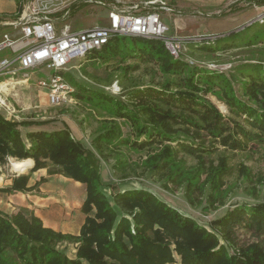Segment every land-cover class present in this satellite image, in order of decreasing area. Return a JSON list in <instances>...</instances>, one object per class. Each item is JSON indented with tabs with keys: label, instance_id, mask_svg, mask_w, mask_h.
Returning <instances> with one entry per match:
<instances>
[{
	"label": "trees",
	"instance_id": "16d2710c",
	"mask_svg": "<svg viewBox=\"0 0 264 264\" xmlns=\"http://www.w3.org/2000/svg\"><path fill=\"white\" fill-rule=\"evenodd\" d=\"M23 1L16 0L18 9ZM125 37L114 36L100 49L87 53L90 63L80 66L81 74L98 83H109L110 78L102 81L90 69L107 72L113 68L127 75L140 63H153L161 74L176 76L177 80L161 86L134 85L124 90L123 100L103 90L90 92L111 103L118 118L135 125L137 137L130 142L132 147L147 150L154 144L161 146L146 159L150 161L149 171L181 167L184 160L179 153L183 152L196 159L187 188L197 182L195 175L201 173L206 175L204 182L209 184L210 192L223 186L224 177L231 171L228 157L220 155L216 164H205L204 153L212 151V142L216 141L206 144V138L218 137L223 146L232 150L246 149L248 141L264 142V67L247 64L236 69L235 80L247 97L243 100L224 74L189 64L183 54L173 58L158 39L129 36L133 39L129 45L123 41ZM185 43L193 47L206 45L211 51L227 48L209 41L201 44V40ZM127 59L131 63L124 64ZM70 74L63 72L73 87L88 89ZM207 94L216 95L231 113L244 116L248 127L226 118ZM73 95L75 99L83 98L75 87ZM232 121L234 134L223 135L230 130L228 122ZM45 124L10 119L0 111V175L7 157L31 158V171L46 168L49 175L61 174L80 182L85 188L80 207L84 222L76 234L62 233L45 226L26 207L10 213L0 210V264H264V200L237 204L211 220L209 227L204 226L146 187L114 190L115 184L103 181L99 156H104L106 150L114 153L115 140L122 134L119 124L96 134L90 147L75 138L67 124L56 130L44 129ZM117 164L113 167L121 172L118 180L126 181L127 167ZM239 173L244 178L248 176L244 165H240ZM178 175L177 171L166 174L164 189ZM27 179L28 175L18 176L0 192L28 190ZM105 188L113 189L111 198ZM241 228L251 233L253 241L239 239L237 232ZM70 243L75 246L74 256L64 249Z\"/></svg>",
	"mask_w": 264,
	"mask_h": 264
},
{
	"label": "rangeland",
	"instance_id": "374dc122",
	"mask_svg": "<svg viewBox=\"0 0 264 264\" xmlns=\"http://www.w3.org/2000/svg\"><path fill=\"white\" fill-rule=\"evenodd\" d=\"M68 1L72 2L69 7V17L61 21L59 25H68L72 30L108 25V7L89 4L84 0H63L66 3ZM124 1L129 4L141 3L145 0ZM166 1L169 2L173 10L171 12H161V19L168 27V35L182 40L185 39V42L200 38L201 44L209 41L211 44L216 43L227 46V48H221V50L211 51L205 47L206 45L204 47H193L184 43L180 56L183 54V59L187 60L189 64L200 65L201 68L206 67L209 70L224 74L231 80L235 94L239 98L247 100V97L242 94L240 83L235 80L236 77L234 76L238 75L236 69L243 65L260 64L264 67V0ZM3 34H8L11 39H16L22 33L20 27H0V42ZM215 39L218 42H213ZM123 41L129 45L133 43V39L129 36L125 37ZM227 43H233L235 46ZM5 55L6 53L0 54V58ZM89 61L90 58L87 57L74 58L64 66L63 71L70 72V77L87 86L88 89L85 90H80L77 85L74 86L75 92H82V99L72 98L71 101L60 106L49 105L44 89L39 87L36 82L42 78L49 79L52 70L46 68V66L36 67L30 74L28 83H5V85H2L0 95L6 99L5 108H9V113L7 114L5 111L3 112L4 115L18 121H44L46 122L44 129L49 130L60 129L64 127V124H67L72 135L81 140L87 147L92 146V139L96 134L111 128L112 124H119L122 134L115 140L117 148L113 146L114 153L108 154L109 151L106 150L104 156H99L103 181H111L115 184L114 190L146 187L169 205L186 215L194 217L207 227H209L208 223L211 220L237 204L264 200V142L248 141L246 149L232 150L223 146L218 141V137L213 140L211 137H207L208 143L206 144L216 141L212 142L214 149L204 153L205 164L210 161L216 164L218 157L225 155L228 157V166L231 167L230 174L223 179L224 185L211 192L209 184L204 182L205 173L195 175V178L198 177L197 182L189 188L186 187L188 178L194 174V168L192 167L195 166L196 159L183 152L179 153V157L184 160L181 167L168 169L167 166L159 171H149L147 165L150 161L147 162L146 159L154 152L159 151L161 146L154 144L147 150H138L132 147L130 142L137 137L135 125L118 118L114 114V107L111 103L94 97L90 91L103 90L105 93L123 100L124 90L134 85L152 83L161 86L166 81H176L177 77L161 74L153 63H140L135 71L127 75H121L120 70L113 68L107 69V72L91 68V73L100 80L110 78L109 83H98V81L90 79L80 72V66L89 64ZM129 63L131 61L127 59L124 64ZM206 64H210L212 68L207 67ZM3 78V76H0V80ZM15 78L19 81L22 74L20 73ZM170 87L172 89L176 88L174 86ZM86 96H90L89 99H86ZM206 97L217 106L226 118H233L231 120L248 127L244 121V116L231 113L226 104L219 100L216 95L207 94ZM228 123L231 128L223 135L234 134L233 121ZM237 136L241 138L240 135ZM139 139H143V136ZM27 160L31 161L29 165L23 171H16L12 169L11 162L18 161V159L7 157L1 168L0 181L11 177L13 182V179L18 176L28 175V184L31 177H38L37 184L43 183L46 188L43 194L44 197L52 196L60 200L65 195V197L71 199L76 194L77 198L83 200L85 194L83 184L78 183L75 186L74 180L59 174L49 176L46 168L31 171L34 165L33 159L28 158ZM117 162L127 167L128 179L126 181L118 180L121 172L118 167H113V164H117ZM240 165L247 168V178L240 175ZM174 171L179 172V175L175 178L176 181L166 183L167 189H164V183L162 182L166 178V174ZM41 172L45 177L40 176L39 173ZM33 187H28V190L19 192L25 194ZM75 187H79L80 192H77L79 189ZM111 191L113 189H104L109 198H111ZM65 212H70L72 220L75 222L76 219L74 220V218L78 217L76 215L78 211L76 212L74 208H65ZM237 233L241 241H253L254 239L246 229L241 228ZM66 246L64 249L68 251L69 256H72L71 246L69 244ZM176 264H180L179 261Z\"/></svg>",
	"mask_w": 264,
	"mask_h": 264
},
{
	"label": "built area",
	"instance_id": "2783aa9c",
	"mask_svg": "<svg viewBox=\"0 0 264 264\" xmlns=\"http://www.w3.org/2000/svg\"><path fill=\"white\" fill-rule=\"evenodd\" d=\"M84 2L108 7V25L72 30L68 25H59L69 17L71 1L21 2L15 20L8 23L20 27L21 36L11 39L8 34H3L0 42V52L6 49L13 54L11 57L0 58V76L4 77L0 80V92L2 83L26 84L30 81L33 69L46 66L52 70L51 77L47 80L38 79L36 83L44 89L49 105H64L74 98V87L63 76L64 66L74 58L82 59L90 51L100 49L114 36L158 39L170 56H180L185 39L168 35V27L161 19V12L173 11L166 0H145L129 4L124 0ZM206 66L212 68L210 64ZM20 73L22 78L17 81L15 76ZM5 101L0 95V111L8 114L9 108H5Z\"/></svg>",
	"mask_w": 264,
	"mask_h": 264
},
{
	"label": "crops",
	"instance_id": "0c3cea01",
	"mask_svg": "<svg viewBox=\"0 0 264 264\" xmlns=\"http://www.w3.org/2000/svg\"><path fill=\"white\" fill-rule=\"evenodd\" d=\"M167 3L169 4V2ZM18 10L19 9L17 7L16 0H1L0 27L10 26L8 23L15 20ZM4 53H6V55L3 57L13 56L10 50L5 49L0 52V54ZM34 128L35 127H33V129ZM39 174L40 176L43 175L42 172ZM59 175L63 176L61 174ZM43 177L45 176L43 175ZM37 180H39L38 177H31L29 179L27 186L35 187L29 191H26L25 194L19 191H14L12 193L0 192V210L10 213L16 211L20 207H26L29 210H32L34 214L42 220L45 226L62 233H69V231H71V234H76L84 222V215H82L80 211L82 199L77 198L76 194L71 199H68L65 197V195L64 197H61L60 200L52 196L44 197L43 194L46 188L43 186V183L38 185ZM75 183L76 185H74L77 186L80 182L75 181ZM11 184V177H7V179H1L0 188L9 187ZM75 188L79 189L77 192H80L79 187ZM65 208H74L76 212L78 211V213H76L78 217L74 218V220L76 219L75 222H73L72 214L70 212L64 213ZM69 246H71V251L73 253L72 256H74L75 246L71 243Z\"/></svg>",
	"mask_w": 264,
	"mask_h": 264
},
{
	"label": "bare ground",
	"instance_id": "6f19581e",
	"mask_svg": "<svg viewBox=\"0 0 264 264\" xmlns=\"http://www.w3.org/2000/svg\"><path fill=\"white\" fill-rule=\"evenodd\" d=\"M5 85V83H2V85ZM31 161L30 160H27V159H24V160H18V161H12L11 162V167L13 170H16V171H23L27 165H29Z\"/></svg>",
	"mask_w": 264,
	"mask_h": 264
}]
</instances>
